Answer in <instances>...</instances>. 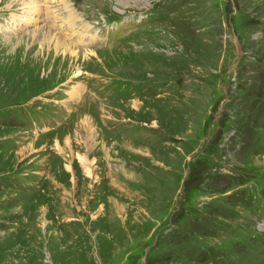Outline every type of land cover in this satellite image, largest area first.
Here are the masks:
<instances>
[{
	"label": "rangeland",
	"instance_id": "obj_1",
	"mask_svg": "<svg viewBox=\"0 0 264 264\" xmlns=\"http://www.w3.org/2000/svg\"><path fill=\"white\" fill-rule=\"evenodd\" d=\"M35 1L0 0V264H264V0Z\"/></svg>",
	"mask_w": 264,
	"mask_h": 264
},
{
	"label": "bare ground",
	"instance_id": "obj_2",
	"mask_svg": "<svg viewBox=\"0 0 264 264\" xmlns=\"http://www.w3.org/2000/svg\"><path fill=\"white\" fill-rule=\"evenodd\" d=\"M60 1V3H62V4H64L65 5V9L67 10V12L68 11H70V10H72V6H71V4H69L68 3V1L67 0H59ZM45 3L46 2H39V1H35V0H32V2L31 3H29V4H27V6L26 7H24L27 11H25V14L27 13V15L29 16V17H27L26 18V20L24 19L23 20V22H24V24H30L29 25V27L28 28H25V29H29L30 27H38V26H40V21H41V17H42V15L45 13L46 15H47V17H49L48 15L50 14V12H49V14H47V12H46V7L45 6H43V5H45ZM41 12V13H40ZM38 13H40V15H37ZM66 13V12H65ZM34 15H37V16H35L34 17ZM14 19H16V18H14ZM21 20H22V18H20ZM20 19H18V20H20ZM83 19V18H82ZM36 20L38 21V24H31V23H35L36 22ZM64 20V19H63ZM62 20V22H64ZM84 20V19H83ZM80 21V20H79ZM22 22V21H21ZM77 22V21H76ZM79 23V22H78ZM49 24H51V23H49ZM77 25V24H76ZM24 26V25H23ZM50 26V25H49ZM63 26V25H62ZM62 26L61 27H59V28H57V30H59V32L61 31V28H62ZM51 27H54V25H51ZM23 28V27H22ZM24 29V30H25ZM65 29V28H64ZM6 31H9L8 29H6ZM11 31H14V32H16V33H18V31L17 30H15L14 29V27L12 26L11 27ZM23 31V30H22ZM49 32V31H48ZM62 32V31H61ZM88 32V31H87ZM50 33V32H49ZM62 34V33H61ZM80 34V33H79ZM53 35V34H52ZM46 36V35H45ZM54 37H56V36H54ZM49 38V37H48ZM83 38H84V36L83 35H81V37L79 38L81 41H83ZM55 39V38H54ZM57 39V38H56ZM48 41V40H47ZM59 42V41H58ZM66 42V41H65ZM73 44V43H72ZM51 45V44H50ZM49 45V46H50ZM63 45V44H62ZM67 46H70V45H67ZM67 54V53H66ZM81 94V90H80V88L78 87L77 89H76V92H75V95L76 96H79ZM74 94H72V96H73ZM74 95V96H75ZM71 98H73V97H71ZM138 104H137V102H135V106H137ZM81 131H83L85 134H87V136H86V138H84L83 136L82 137H80V136H78L77 138H78V140L79 141H82L83 139H85V144H86V146L87 147H89L88 148V150L91 152L92 150H94V148H95V146H99V144H101V143H99L98 144V141H97V138L93 135V130L91 129L92 127H91V123H90V121L88 120H86L84 123H82L81 124ZM82 132V133H83ZM80 135V134H79ZM84 142V141H83ZM104 148L106 149V147L104 146ZM96 150V149H95ZM79 158H80V161H81V164H82V166H84L85 167V169L87 170L86 172H88V174L89 175H91V173H92V168H93V165H94V161H91L87 156H84V157H82L81 155L79 156ZM83 167V168H84Z\"/></svg>",
	"mask_w": 264,
	"mask_h": 264
}]
</instances>
